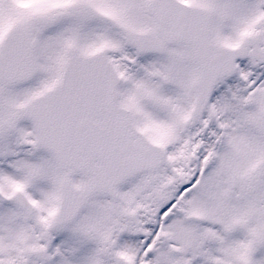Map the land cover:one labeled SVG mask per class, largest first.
<instances>
[{"label":"snow or ice","instance_id":"6c2138e0","mask_svg":"<svg viewBox=\"0 0 264 264\" xmlns=\"http://www.w3.org/2000/svg\"><path fill=\"white\" fill-rule=\"evenodd\" d=\"M0 264H264V0H0Z\"/></svg>","mask_w":264,"mask_h":264}]
</instances>
